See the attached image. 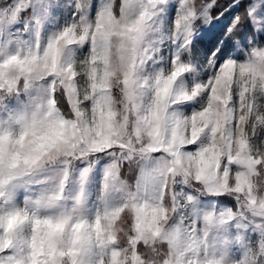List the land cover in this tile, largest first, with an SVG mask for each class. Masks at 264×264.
<instances>
[{
    "label": "clouds",
    "instance_id": "obj_1",
    "mask_svg": "<svg viewBox=\"0 0 264 264\" xmlns=\"http://www.w3.org/2000/svg\"><path fill=\"white\" fill-rule=\"evenodd\" d=\"M84 2L75 0L68 26L47 38L36 28L0 57L20 58L4 65L19 94L0 91V198L37 186L26 208L11 210L25 218L14 242L26 255L59 223L65 242H83L85 264H244L264 247V79L242 74L248 55L215 73L211 57L194 59L193 41L212 20L208 0H98L91 18ZM170 2L176 15L165 24ZM18 4L15 23L29 20L20 15L26 0H0V10ZM162 44L170 61L159 56ZM193 101L199 107L183 113ZM101 160L89 215L86 183ZM206 197L234 207L200 208Z\"/></svg>",
    "mask_w": 264,
    "mask_h": 264
},
{
    "label": "rangeland",
    "instance_id": "obj_2",
    "mask_svg": "<svg viewBox=\"0 0 264 264\" xmlns=\"http://www.w3.org/2000/svg\"><path fill=\"white\" fill-rule=\"evenodd\" d=\"M13 0H9V4H12ZM19 3V0H15ZM209 2V0H208ZM218 3L224 2V0H217ZM119 3V0H118ZM74 4L75 0H31L29 7L25 12H22L21 17L31 14L29 20H24L21 23H14L7 30L0 32V53L11 52L17 46L22 44L24 41H28L32 36L36 28L40 29V34L47 38L48 35L60 30L63 27L68 26L70 23L74 22ZM235 4V0H233ZM98 0H91L89 8V17L95 16L97 12ZM239 5L237 6L236 12H232V8L227 9L231 12L233 16L239 14L243 18L246 16L248 21L242 22L240 26V32L245 34V41L243 44H239V38L237 41L233 42V46L227 50L226 55L222 59H228L231 57L237 61H243L246 54L252 47H257L260 44H264V0H239ZM243 5V11L239 12L241 6ZM252 10V16L247 15L248 10ZM220 12H224V9H220ZM176 15V4L170 2L165 8L164 12L161 14L160 19L165 24H170ZM221 19L223 17L221 16ZM35 26V27H34ZM211 25H209L210 27ZM208 27V28H209ZM207 29L201 28L200 35L193 41V53L194 59L199 62L200 65L208 64L209 57H211L213 51H219L217 49H210L200 37L204 34ZM23 32V35L21 33ZM88 51V46L85 45L83 48L76 50V55L82 57L84 53ZM159 56L166 57L168 61L171 60L172 50L161 45L159 49ZM163 63V61H161ZM157 64L156 67H159ZM209 69L213 70L212 65H209ZM209 78L208 71H205L202 79L207 80ZM16 102H9L10 110H15ZM199 107L198 101H193L186 103L181 106V111L185 114L192 112ZM11 114V111L9 112ZM4 123L0 120V125ZM104 161L101 160L88 175L86 183V199L87 208L89 209V215L95 210V199L96 190L99 187V181L102 177ZM37 190L35 185H23L9 187L5 192L3 198H0V214H4L7 211H11L18 208H26L28 206L27 198L34 195ZM75 190V185L70 184L66 190L67 195H71ZM226 197L212 198L206 197L201 198L200 208H210L215 207L217 209L223 207H231L228 202L225 201ZM224 199V200H223ZM231 200V199H228ZM234 203V201H233ZM241 231L239 226H235L231 229L233 234ZM250 230H245L244 235L247 237ZM251 239H256V234H251ZM227 243V241H225ZM231 254H235V257L239 259L240 252L236 247H232L230 250ZM11 251L5 253V258L12 255Z\"/></svg>",
    "mask_w": 264,
    "mask_h": 264
},
{
    "label": "snow or ice",
    "instance_id": "obj_3",
    "mask_svg": "<svg viewBox=\"0 0 264 264\" xmlns=\"http://www.w3.org/2000/svg\"><path fill=\"white\" fill-rule=\"evenodd\" d=\"M30 2L31 0H26L25 7H29ZM85 6L84 0H81L79 7L84 8ZM237 6H240L239 0H235V4H233V0H224L220 3L217 0H209V7L205 10L210 12L212 20L211 26L200 37V40L210 49L219 51V55H217V51H213L211 55L214 73L217 69L235 67L232 59H222V57L226 55L227 50L233 46V42L237 41V38H239V44H243L245 41V34L240 32L241 15L233 16L231 12L227 11L231 7L232 12H236ZM220 9H224V12H220ZM19 13V4L14 9L0 10V32L11 27L16 22ZM252 14V10H248L247 15L251 17ZM221 16L223 19H221ZM213 53H215L214 56ZM4 55L5 53H0V57ZM246 55L250 57V60L248 63L240 65L242 74H247L253 83L264 79V48L252 47ZM13 60L20 61V58L8 57L7 60L0 63V91L7 88L10 95L13 94V91L18 95L19 82L14 83L4 67L5 64H10ZM52 71L59 74V69H53ZM213 82H209V87ZM0 128H2V125H0ZM3 139L7 142L8 137L6 134ZM9 222H11V226H9ZM24 222L25 218L18 211H9L6 215L0 214V239L8 241L0 248V264H85L87 254L83 242L78 245L71 241L65 242L64 228L59 223H52L48 226L46 241L39 246L35 241L30 242L25 255L23 248H18L14 242V237ZM9 251L13 254L5 258L4 254ZM17 251H19V254H17ZM261 261H264V247L247 253L244 258V264H261ZM196 264H200L199 259H197ZM204 264H216V262L205 257Z\"/></svg>",
    "mask_w": 264,
    "mask_h": 264
},
{
    "label": "trees",
    "instance_id": "obj_4",
    "mask_svg": "<svg viewBox=\"0 0 264 264\" xmlns=\"http://www.w3.org/2000/svg\"><path fill=\"white\" fill-rule=\"evenodd\" d=\"M117 3H118V0H117ZM220 11V10H219ZM243 11V5L241 6V9H239V12H242ZM242 16V15H241ZM244 21H248V19L246 18V16H244L242 18V22L244 23ZM224 200V199H223ZM225 201L228 202V204L231 206V207H234V203L232 200H228V198H225Z\"/></svg>",
    "mask_w": 264,
    "mask_h": 264
}]
</instances>
